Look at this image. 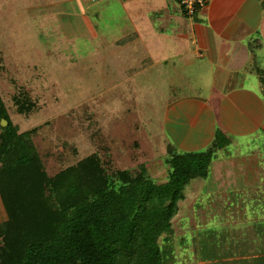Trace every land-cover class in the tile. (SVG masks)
I'll use <instances>...</instances> for the list:
<instances>
[{
	"label": "rangeland",
	"instance_id": "obj_1",
	"mask_svg": "<svg viewBox=\"0 0 264 264\" xmlns=\"http://www.w3.org/2000/svg\"><path fill=\"white\" fill-rule=\"evenodd\" d=\"M130 2L0 0V97L49 177L95 155L106 174L144 168L163 184L167 159L182 153L163 118L185 92L159 81L142 45L119 43L142 22ZM18 95L35 103L29 114L17 111ZM231 138L198 151L213 148L212 161L159 241L169 264H264V130Z\"/></svg>",
	"mask_w": 264,
	"mask_h": 264
},
{
	"label": "trees",
	"instance_id": "obj_2",
	"mask_svg": "<svg viewBox=\"0 0 264 264\" xmlns=\"http://www.w3.org/2000/svg\"><path fill=\"white\" fill-rule=\"evenodd\" d=\"M29 114L35 103L14 97ZM0 264H169L160 247L184 188L205 178L212 150L173 153L165 183L141 168L106 174L97 156L49 177L27 134L12 126L0 97Z\"/></svg>",
	"mask_w": 264,
	"mask_h": 264
},
{
	"label": "crops",
	"instance_id": "obj_3",
	"mask_svg": "<svg viewBox=\"0 0 264 264\" xmlns=\"http://www.w3.org/2000/svg\"><path fill=\"white\" fill-rule=\"evenodd\" d=\"M205 1L187 16L180 0H131L142 22L119 40L142 45V61L161 66L159 81L185 92L163 118L168 143L182 153L211 146L218 132L226 148L232 136L264 130V0Z\"/></svg>",
	"mask_w": 264,
	"mask_h": 264
},
{
	"label": "built area",
	"instance_id": "obj_4",
	"mask_svg": "<svg viewBox=\"0 0 264 264\" xmlns=\"http://www.w3.org/2000/svg\"><path fill=\"white\" fill-rule=\"evenodd\" d=\"M205 0H180V6L187 16H193L198 10L205 7Z\"/></svg>",
	"mask_w": 264,
	"mask_h": 264
},
{
	"label": "water",
	"instance_id": "obj_5",
	"mask_svg": "<svg viewBox=\"0 0 264 264\" xmlns=\"http://www.w3.org/2000/svg\"><path fill=\"white\" fill-rule=\"evenodd\" d=\"M2 124H6V122L4 120L1 121Z\"/></svg>",
	"mask_w": 264,
	"mask_h": 264
}]
</instances>
